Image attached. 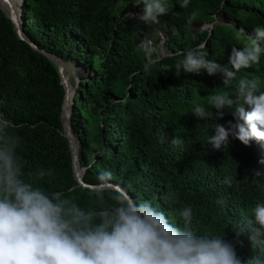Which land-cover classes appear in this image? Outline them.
Here are the masks:
<instances>
[{
	"label": "trees",
	"instance_id": "trees-1",
	"mask_svg": "<svg viewBox=\"0 0 264 264\" xmlns=\"http://www.w3.org/2000/svg\"><path fill=\"white\" fill-rule=\"evenodd\" d=\"M167 4L170 13L152 25L126 14H142L143 5L131 0H23L21 17L24 32L39 48L90 67L91 76L79 79L71 111L84 181L96 184L99 173L109 171L113 181L139 200L152 201L178 226L181 211L191 206L197 234L222 235L241 258L264 260V248L253 246L245 221L256 204H264V142L244 145L230 136L226 148H213L207 140L215 125L234 118L228 113L205 120L191 111L196 104L207 106L209 94L232 92L235 85L223 86L219 74L177 76L175 69L181 53L198 47L208 59L227 63L231 48L243 47L253 28L264 26V0ZM208 23L212 26L198 30ZM158 32L166 37V54L157 57L154 49L149 58L140 42L147 38L155 46ZM149 59L157 62L145 72ZM240 78L257 80L264 91V53L258 65L237 74ZM63 97L54 63L18 37L0 7V119L12 125L3 134L21 138L17 155L26 179L91 208L94 190L73 176L61 120ZM174 137L180 146L171 143ZM41 168L53 175L39 180L34 174ZM169 190L175 202L162 198Z\"/></svg>",
	"mask_w": 264,
	"mask_h": 264
},
{
	"label": "clouds",
	"instance_id": "clouds-1",
	"mask_svg": "<svg viewBox=\"0 0 264 264\" xmlns=\"http://www.w3.org/2000/svg\"><path fill=\"white\" fill-rule=\"evenodd\" d=\"M131 2L143 5L140 19L149 25L170 13L167 0ZM189 3L179 0L180 8ZM195 19L193 12L189 27ZM253 33L249 43L231 48L227 63L208 59L198 47L181 53L183 59L175 65L177 76L181 71L219 74L223 86L235 85L232 92L209 94L207 106L196 104L191 111L205 120L232 115L234 121L217 123L215 135L207 140L217 150L227 147L230 136L244 145L264 142V91L255 79L237 80V74L258 65L264 53V26L254 27ZM156 62L149 59L144 71ZM11 126L0 119V264H264L259 256L241 258L233 242L222 235L197 234L191 226V206L181 211L183 224L178 226L152 201H141L114 183L109 171L99 173L96 188L89 193L94 200L91 208L61 191H46L25 178L17 155L21 138L3 134ZM171 143L180 146L182 141L174 137ZM34 175L42 181L53 172L41 168ZM225 183L230 186L231 180ZM162 198L175 202V193L169 190ZM245 221L253 233V246L264 248V204H256Z\"/></svg>",
	"mask_w": 264,
	"mask_h": 264
},
{
	"label": "water",
	"instance_id": "water-1",
	"mask_svg": "<svg viewBox=\"0 0 264 264\" xmlns=\"http://www.w3.org/2000/svg\"><path fill=\"white\" fill-rule=\"evenodd\" d=\"M2 1V0H1ZM7 2L6 11L2 9L6 16L11 20L15 32L19 38L25 40L32 48L42 52L45 56H47L56 66L61 83L64 88V97L62 103V110H61V120L63 126V134L68 140L70 157H71V166L73 171V176L75 180L78 182L79 185L85 188H89L91 190H95L96 184L87 183L83 179L85 166L80 165L79 153H78V139L74 135L72 127H71V111H72V104L74 102V94L76 91V86L78 85L79 81V73H76L77 79L74 85L71 83V75L70 70L66 61H64L60 56L48 52L42 48H39L38 45L24 32L23 30V21L21 17V5L23 0H18L19 8L18 13L16 14L13 10L12 5L10 4L9 0H5ZM212 26V23H209ZM210 26V27H211ZM164 55V54H163ZM116 184H120L116 181H113Z\"/></svg>",
	"mask_w": 264,
	"mask_h": 264
},
{
	"label": "rangeland",
	"instance_id": "rangeland-1",
	"mask_svg": "<svg viewBox=\"0 0 264 264\" xmlns=\"http://www.w3.org/2000/svg\"><path fill=\"white\" fill-rule=\"evenodd\" d=\"M17 1V2H16ZM18 4V8H19V2H18V0H15V4ZM5 5H6V1H5ZM12 5V4H11ZM7 6V5H6ZM12 7H13V10L15 11V13L17 14L18 13V11L16 10V8L17 7H14L13 5H12ZM128 16H134V17H140L142 14L140 13V12H136V11H128L127 13H126ZM216 23V22H215ZM211 25L208 23V24H205V25H203L200 29H198L199 31L201 30V29H203V28H209ZM158 37H159V40H158V43L154 46L153 44H152V42L149 40V39H147V38H144L141 42H140V45L142 46V47H148V50H147V56L149 57V58H152V56H151V52H152V50H154V49H156V51H157V57H160V56H162L163 54H166V49L164 48V46H163V44H164V41L166 40V37L162 34V32H158ZM67 61H68V63H69V70H70V72L71 71H74L75 70V72L77 73H79L80 75H79V78H81V77H84L85 79L86 78H88L89 76H91V74H89V69H90V67L89 66H84V65H82V64H79L77 61H74V60H72V59H67ZM72 69H74V70H72ZM77 73V74H78ZM76 79H77V76H76V74L75 75H72L71 74V83H72V85H74L75 84V82H76ZM79 82V81H78Z\"/></svg>",
	"mask_w": 264,
	"mask_h": 264
},
{
	"label": "bare ground",
	"instance_id": "bare-ground-1",
	"mask_svg": "<svg viewBox=\"0 0 264 264\" xmlns=\"http://www.w3.org/2000/svg\"><path fill=\"white\" fill-rule=\"evenodd\" d=\"M10 1V4H12L14 7H17L16 8V10L18 11V4L16 3L15 4V0H9ZM17 2V1H16ZM6 5H7V2H6ZM6 5H5V0H0V7L2 8V9H4L5 11H6ZM64 61H66V63H67V65H69V63H68V61L67 60H64ZM69 67V66H68ZM70 68V67H69ZM72 70H74V69H72ZM78 73V72H77ZM75 75L76 74V72H75V70L74 71H71L70 72V75Z\"/></svg>",
	"mask_w": 264,
	"mask_h": 264
}]
</instances>
